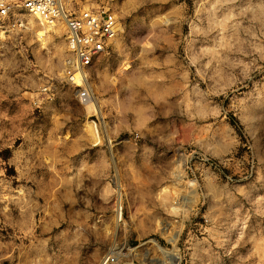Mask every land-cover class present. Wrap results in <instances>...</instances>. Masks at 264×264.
<instances>
[{
  "label": "clouds",
  "instance_id": "obj_1",
  "mask_svg": "<svg viewBox=\"0 0 264 264\" xmlns=\"http://www.w3.org/2000/svg\"><path fill=\"white\" fill-rule=\"evenodd\" d=\"M0 264H264V0H0Z\"/></svg>",
  "mask_w": 264,
  "mask_h": 264
}]
</instances>
